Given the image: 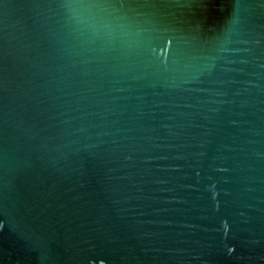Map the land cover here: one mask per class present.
<instances>
[{
  "label": "water",
  "instance_id": "water-1",
  "mask_svg": "<svg viewBox=\"0 0 264 264\" xmlns=\"http://www.w3.org/2000/svg\"><path fill=\"white\" fill-rule=\"evenodd\" d=\"M0 264H264V0H0Z\"/></svg>",
  "mask_w": 264,
  "mask_h": 264
}]
</instances>
